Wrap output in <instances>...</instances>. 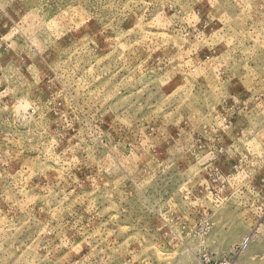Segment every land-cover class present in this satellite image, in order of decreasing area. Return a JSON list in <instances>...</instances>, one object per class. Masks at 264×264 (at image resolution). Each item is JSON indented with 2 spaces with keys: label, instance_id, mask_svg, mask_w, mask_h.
Wrapping results in <instances>:
<instances>
[{
  "label": "rangeland",
  "instance_id": "rangeland-1",
  "mask_svg": "<svg viewBox=\"0 0 264 264\" xmlns=\"http://www.w3.org/2000/svg\"><path fill=\"white\" fill-rule=\"evenodd\" d=\"M264 264V0H0V264Z\"/></svg>",
  "mask_w": 264,
  "mask_h": 264
},
{
  "label": "built area",
  "instance_id": "built-area-1",
  "mask_svg": "<svg viewBox=\"0 0 264 264\" xmlns=\"http://www.w3.org/2000/svg\"><path fill=\"white\" fill-rule=\"evenodd\" d=\"M234 259L231 258H224L219 262L211 261L210 259H205L204 264H233Z\"/></svg>",
  "mask_w": 264,
  "mask_h": 264
}]
</instances>
